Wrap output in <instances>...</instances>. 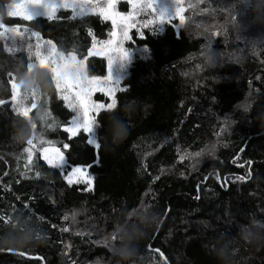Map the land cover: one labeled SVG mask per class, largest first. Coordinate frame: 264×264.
I'll use <instances>...</instances> for the list:
<instances>
[{
	"label": "trees",
	"instance_id": "trees-1",
	"mask_svg": "<svg viewBox=\"0 0 264 264\" xmlns=\"http://www.w3.org/2000/svg\"><path fill=\"white\" fill-rule=\"evenodd\" d=\"M10 1L0 0L5 25L38 31L87 57L91 75L106 74V57L88 52L113 38L111 20L60 10L26 22L7 16ZM117 10L129 12L127 2ZM185 16L157 32L141 27V13L123 40L135 59L115 108L95 115L90 191L67 184L70 167H50L35 149L29 163L24 152L35 136L38 148L41 138L69 144V165L97 158L86 134L63 131L74 112L50 74H30L42 107L29 117L0 105V264H165L160 253L167 264H264V0H206ZM29 44L0 38V99L10 100L8 73L27 74Z\"/></svg>",
	"mask_w": 264,
	"mask_h": 264
},
{
	"label": "snow or ice",
	"instance_id": "snow-or-ice-1",
	"mask_svg": "<svg viewBox=\"0 0 264 264\" xmlns=\"http://www.w3.org/2000/svg\"><path fill=\"white\" fill-rule=\"evenodd\" d=\"M131 5V11L121 13L117 10L119 0H105L100 3L99 0H13L7 5V16L9 18H19L26 22H31L39 17H46L49 20L56 19V13L61 8L70 9L74 15H99L103 19L111 20L113 31L110 33L112 37L117 36L119 32L122 39H110L102 42L104 47L115 52L116 55L108 56L107 75L96 76L91 75L90 68L87 63V57H81L76 51H64L59 49L57 45L51 40L44 41L38 31H34L28 27L20 25L9 26L0 21V38L20 37L23 39L26 35L34 37L36 44L33 46L29 44V62L26 65V75H23L19 82L13 73H8L10 80L9 86L11 88L10 100L0 99V105L11 104L13 111L18 115L29 117V113L33 109H37L40 102L34 89L31 88L30 74H41L40 70H45L46 74H50L51 85L55 86L57 95L66 103V106L75 113V116L68 124L63 126V131L68 133V138L79 135L81 132L87 135V142L93 145L97 150L96 159L91 164L84 165H69L65 156V151L69 149L70 145L65 143L63 149L57 147L52 141H45L42 138L39 140L40 144H47L46 147L38 148L34 143L35 136L27 140L29 147L24 149L27 153V160L31 163L34 155V149L38 150L41 157L46 163L62 172L70 167V171L65 173V180L69 186L73 184L84 183L87 185L86 190H92L94 184V176L91 173V168L98 166L99 149L101 147L97 140L96 130L99 127L95 118V113L100 109L112 110L116 106L115 94L118 90H123V80L129 75L131 65L134 62L135 54L123 47L124 39H131L129 31L136 27V17L143 13L148 18L141 21V27L147 28L149 26L156 27L157 32H163L165 24H171L173 20H179L180 25H184L191 17H186L185 12L189 9L197 7L198 4H203L206 0H127ZM208 3L211 0H207ZM2 11V10H0ZM201 11H208L202 9ZM231 19L236 20V16L232 15ZM217 35L218 33H212ZM91 35V33H90ZM141 38L143 33L141 32ZM95 45L89 50L88 56L97 55L94 51ZM150 49L145 46L141 50V55L147 58ZM35 58L33 61L32 58ZM23 90V91H22ZM31 91V105L26 106V101L29 100V92ZM102 91L111 99V103L103 104L93 101L92 96L95 92ZM50 113L45 110V116ZM33 130L36 129V124L33 120H29ZM225 129H221L223 132ZM243 151V149L241 150ZM201 152L194 153L195 156H200ZM185 157L182 156L181 160ZM251 163L250 161L248 162ZM241 167L244 165L241 164ZM39 175V173H37ZM217 179L222 184H226L227 180H222L217 176ZM237 179L244 180L245 177H238ZM2 219V218H0ZM67 219V217H65ZM7 223L8 221L5 220ZM68 229L65 228L64 231ZM113 239H116L114 236ZM153 251L159 252L158 249ZM23 255V253H21ZM161 258H166L163 253H160Z\"/></svg>",
	"mask_w": 264,
	"mask_h": 264
},
{
	"label": "rangeland",
	"instance_id": "rangeland-1",
	"mask_svg": "<svg viewBox=\"0 0 264 264\" xmlns=\"http://www.w3.org/2000/svg\"><path fill=\"white\" fill-rule=\"evenodd\" d=\"M120 1H124V0H120ZM125 1L127 2V0H125ZM12 2H13V0H11V1L9 2V4L12 3ZM16 2H19V0H16ZM99 2H100V3H104L105 0H99ZM162 2H164V0H162ZM127 5H128V11H131V10H132V9H131V5H130L128 2H127ZM60 10H70V9H63V8H61ZM60 10H58V11H60ZM6 11H7V7H6ZM70 11H71V10H70ZM71 13H72V16H74V17H79V16H80V15H74V13H73L72 11H71ZM45 18H46V17H45ZM0 21H1V15H0ZM33 39H34V37H33ZM112 39L117 40V39H118V34H117L116 37H113ZM94 51L98 53L96 56L106 57V59L108 58L109 55H112V56H115V55H116L115 52L110 51L109 48L104 47L103 45H102V46H96V47L94 48ZM107 63H108V59H107ZM106 75H107V70H106V74H105L104 76H106ZM96 95H102L103 97H105L106 99H108V102H109V103H111V99H110L108 96H106V95L104 94V92H102V91H97V92H95V93L93 94L92 99H93V101H95L96 103H103V104H106V103H104L102 100L96 98ZM64 102H65V101H64ZM109 103H108V104H109ZM100 110H103V109H100ZM100 110H99V111H100ZM94 115H96V113H95ZM74 116H75V113H74ZM74 116H73V117H74ZM40 156H41V154H40ZM41 158H42V157H41ZM45 162H46V161H45ZM68 171H70V169H68ZM82 184H84V183H82ZM84 185H85V187H86V189H87V185H86V184H84Z\"/></svg>",
	"mask_w": 264,
	"mask_h": 264
}]
</instances>
